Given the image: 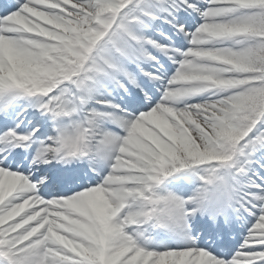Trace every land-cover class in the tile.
Masks as SVG:
<instances>
[{
  "label": "snow or ice",
  "instance_id": "6c2138e0",
  "mask_svg": "<svg viewBox=\"0 0 264 264\" xmlns=\"http://www.w3.org/2000/svg\"><path fill=\"white\" fill-rule=\"evenodd\" d=\"M0 264H264V0H0Z\"/></svg>",
  "mask_w": 264,
  "mask_h": 264
}]
</instances>
